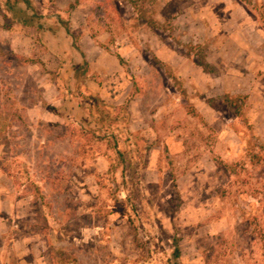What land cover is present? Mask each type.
Masks as SVG:
<instances>
[{"label": "rangeland", "instance_id": "1", "mask_svg": "<svg viewBox=\"0 0 264 264\" xmlns=\"http://www.w3.org/2000/svg\"><path fill=\"white\" fill-rule=\"evenodd\" d=\"M31 1L104 48L88 74L129 121L65 125L51 106L67 90L82 113L104 107L73 79L57 90L54 48L0 0V264L11 246L41 264H170L174 236L178 264H264V0Z\"/></svg>", "mask_w": 264, "mask_h": 264}, {"label": "trees", "instance_id": "2", "mask_svg": "<svg viewBox=\"0 0 264 264\" xmlns=\"http://www.w3.org/2000/svg\"><path fill=\"white\" fill-rule=\"evenodd\" d=\"M5 10L11 13L14 22H17L23 26H33L37 29L38 40L47 47H53V52L58 56L64 68H59L58 71L51 74V81L55 84L59 92H63L65 89L61 82L73 79L71 85H75L76 82L80 83L84 87V92H89L88 95L91 100L97 101L104 109L93 111L90 107L87 113H82V109L75 103L74 97L71 91L64 93L62 102L58 106H51L53 113L63 119L65 125H69L74 122L79 125L80 128H87V131H92L89 128L94 125L95 128H102V117H108L111 124L116 123L118 125V131H126L127 122L129 121V111L126 104L116 107L111 102L105 100L102 97L103 83L97 78L89 76V61L85 54L81 52V48L78 45L74 32L70 29L69 22L60 16L56 15L58 25H53L45 21V16L38 12L31 0H4ZM49 38L56 40L57 46H51ZM71 39L70 44L67 42ZM48 40V42H47ZM56 49H59L57 51ZM72 50L78 51V54H74L73 61L68 60L66 55ZM77 52V53H78ZM120 63L122 58L117 56ZM67 59V60H66ZM71 62L70 65H67ZM77 83V84H78ZM70 89V87H68ZM120 109V112L119 110ZM115 110H118V114H115ZM106 123L104 127H107ZM172 252L169 258L170 264H178V260L181 256V249L179 245V238L174 236L172 238ZM77 264L76 257H68L64 259L62 263Z\"/></svg>", "mask_w": 264, "mask_h": 264}, {"label": "crops", "instance_id": "3", "mask_svg": "<svg viewBox=\"0 0 264 264\" xmlns=\"http://www.w3.org/2000/svg\"><path fill=\"white\" fill-rule=\"evenodd\" d=\"M239 4V8L241 7L240 6V3ZM237 5V4H236ZM238 6V5H237ZM226 7V6H225ZM238 8V7H236ZM227 9H229V7L227 6ZM241 15V14H240ZM82 21V19H81ZM80 27H82L81 23H80ZM11 32H18L19 31H15V30H11ZM89 39L93 40L90 36H89V32L86 30H84L83 34H82V37L80 39V41L84 42L85 46H82L81 43H79V46L82 50L83 53H85L87 59L89 60V56L91 55L92 52L94 53H97L98 50L97 49H102L103 47H99V46H93V44H90V42L88 41ZM20 40V39H19ZM104 49V48H103ZM104 57V56H102ZM102 68V67H101ZM53 83V82H52ZM52 88H55V84L53 83L54 86H52V84L50 83L49 84ZM49 85L48 84H45V87H47L46 89H49ZM56 106H58L56 104ZM57 116V115H56ZM58 118H60L59 116H57ZM62 119V118H60ZM5 175V174H4ZM5 179H3V182H4ZM9 180V179H8ZM5 183H3V210L8 212V207L9 206L11 208V202H12V196L5 192L4 189H7V186L5 188ZM10 249H7V252L6 253H3V264H41V259L39 258H36V257H33L32 255L28 254V252L26 253H22V254H19L14 250L15 246H11L9 247ZM29 251V250H28ZM8 256V257H7ZM12 261H14L15 263H13Z\"/></svg>", "mask_w": 264, "mask_h": 264}]
</instances>
